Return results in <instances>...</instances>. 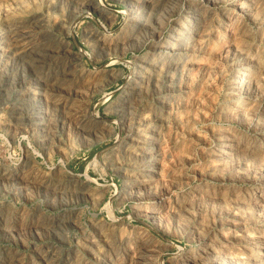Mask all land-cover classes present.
I'll list each match as a JSON object with an SVG mask.
<instances>
[{
  "label": "rangeland",
  "instance_id": "1",
  "mask_svg": "<svg viewBox=\"0 0 264 264\" xmlns=\"http://www.w3.org/2000/svg\"><path fill=\"white\" fill-rule=\"evenodd\" d=\"M0 45V264H264V0H0Z\"/></svg>",
  "mask_w": 264,
  "mask_h": 264
},
{
  "label": "bare ground",
  "instance_id": "2",
  "mask_svg": "<svg viewBox=\"0 0 264 264\" xmlns=\"http://www.w3.org/2000/svg\"><path fill=\"white\" fill-rule=\"evenodd\" d=\"M152 1V0H151ZM156 1V0H155ZM160 1V0H159ZM147 2V1H146ZM204 2V1H203ZM147 4V3H146ZM245 4H247V3H245ZM253 4V3H252ZM158 5V4H157ZM251 5V4H250ZM253 6V5H252ZM248 9H250V8H248ZM251 11V10H250ZM194 14V13H193ZM204 15V14H203ZM196 17V16H195ZM194 18V17H193ZM189 20V19H188ZM191 20V19H190ZM200 20V19H199ZM202 20V19H201ZM186 21V20H185ZM196 21V20H195ZM200 23V22H199ZM189 24V23H188ZM191 24V23H190ZM189 24V25H190ZM197 25V24H196ZM183 26V25H182ZM181 26V28L179 29V33H186L187 32V28H185V27H182ZM198 28V27H197ZM16 29V28H15ZM13 30V29H12ZM11 30V31H12ZM15 31H18L17 29L15 30ZM190 32V31H189ZM19 33V32H18ZM11 34H12V32H11ZM175 34V33H174ZM193 34V33H192ZM3 35V34H2ZM177 35V34H176ZM15 36V35H14ZM18 36V35H17ZM179 36V35H178ZM181 36V35H180ZM12 37H13V35H12ZM161 37V36H160ZM195 37V36H194ZM13 39V38H12ZM19 39V38H18ZM29 39V38H28ZM182 39V38H181ZM193 39V38H192ZM11 40V39H10ZM27 40V39H26ZM177 40V39H176ZM183 40V39H182ZM4 41V40H3ZM169 41H172L171 39L169 40ZM185 41V40H184ZM5 42V41H4ZM22 42V41H21ZM105 42V41H104ZM175 43H180V40L178 39V41H174ZM199 43V42H198ZM22 44V43H21ZM169 44V43H168ZM200 44V43H199ZM15 45H16V43H15ZM184 45V44H183ZM1 46V45H0ZM18 47H20L19 45H17ZM166 46V45H165ZM175 46V45H174ZM174 46H172V48L174 47ZM178 46V45H177ZM22 47H23V44H22ZM39 47V46H38ZM168 47V46H167ZM170 47V46H169ZM183 47V46H182ZM4 48V47H3ZM3 48H1L2 50H3ZM29 48V47H28ZM31 48V47H30ZM35 48V47H34ZM186 48V47H185ZM183 49V48H182ZM16 50V49H15ZM20 50V49H19ZM27 51V50H26ZM167 51H168V49H167ZM17 52V51H16ZM22 52H24V51H22ZM173 52V51H172ZM188 52V51H187ZM180 53V52H179ZM166 54V53H165ZM178 55V54H177ZM20 56H21V53H20ZM168 56V55H167ZM174 56V55H173ZM165 57V56H164ZM170 57V56H169ZM173 58V57H172ZM179 58V57H178ZM171 59V58H170ZM170 59H168V60H170ZM176 59V58H175ZM2 60V59H1ZM181 60V59H180ZM179 62V61H178ZM237 64H239V63H237ZM174 65V64H173ZM250 67V66H249ZM169 68V67H168ZM236 68V67H235ZM69 69V68H68ZM173 69V68H172ZM169 71V70H168ZM236 71V70H235ZM241 72V71H240ZM246 73V72H245ZM249 73V72H248ZM244 75V74H243ZM247 75H249V74H247ZM235 76V75H234ZM239 76V75H238ZM244 77V76H243ZM248 77V76H247ZM253 78V77H252ZM255 78V77H254ZM239 79V78H238ZM241 79V78H240ZM245 79H246V77H245ZM257 79V78H256ZM59 80V79H58ZM237 80V79H236ZM255 80V79H254ZM55 81H57V80H55ZM234 81V80H233ZM232 81V82H233ZM238 81V80H237ZM252 81V80H251ZM236 82V81H235ZM239 82V81H238ZM57 83V82H56ZM234 83V82H233ZM244 83V82H243ZM246 83V82H245ZM249 83H250V81H249ZM243 85V84H242ZM257 85V84H256ZM42 87V86H41ZM236 87H237V85H236ZM242 87V86H241ZM246 87V86H245ZM239 88V87H238ZM240 90H241V88H239ZM244 89V88H243ZM238 92V91H237ZM233 94V93H232ZM236 94V93H235ZM235 94H233V95H235ZM41 99V98H40ZM237 100V99H236ZM235 100V101H236ZM242 102V101H241ZM36 104H38V103H36ZM37 107V106H36ZM40 112H41V110H40ZM39 112V113H40ZM38 113V114H39ZM36 116V115H35ZM41 116V115H40ZM37 118V117H36ZM41 119V118H40ZM97 120V119H96ZM41 121V120H40ZM42 122H44V120L42 121ZM41 122V123H42ZM226 137V136H225ZM223 152V151H222ZM221 154V153H220ZM226 154V153H225ZM226 156V155H225Z\"/></svg>",
  "mask_w": 264,
  "mask_h": 264
}]
</instances>
